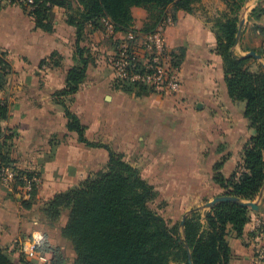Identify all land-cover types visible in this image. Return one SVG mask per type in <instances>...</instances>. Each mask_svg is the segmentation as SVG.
<instances>
[{
  "label": "crops",
  "instance_id": "1",
  "mask_svg": "<svg viewBox=\"0 0 264 264\" xmlns=\"http://www.w3.org/2000/svg\"><path fill=\"white\" fill-rule=\"evenodd\" d=\"M200 2L195 4L193 15L179 12L177 21L165 27L168 48L177 56L184 55L179 94L136 97L115 91L110 35L107 33L106 41H102L99 35H88V29L84 43L90 53L88 78L73 98L64 99L85 127L88 141L123 154L144 180L153 183L159 192L154 205H161L162 211L157 210L166 219L173 218L180 202L186 217L217 198L211 170L215 164H222L220 173L230 178L237 170L246 140L255 134L244 118L245 103L233 102L228 96L222 59L215 51L216 36L207 16L211 14L204 10L206 4L203 9L198 6ZM132 15L133 29L140 32L148 22V13L136 7ZM66 21L65 10L53 9L50 22L55 32L48 34L36 30L34 19L16 5L5 1L0 7V55L5 54L14 67L7 86L0 91V100H7L10 106V116L0 122V131L15 132L18 128L16 158L21 157L24 166H34L33 161L45 164L36 198L38 209L54 194L103 170L108 161L106 151L87 148L75 134H68L65 109L54 96L65 86L76 51V29ZM116 38L125 39V35L119 33ZM248 52L239 55L235 49L239 56ZM54 53L64 57L60 66L56 65L58 58L51 57ZM44 59L47 63L40 67ZM54 136L59 143L55 149L50 146ZM22 194L4 184L0 188V206L9 210L13 202L20 204L30 199ZM254 202L259 211L250 215L244 236L238 238L236 232L228 231L230 264H264L259 259L264 238H257L254 232L256 220L264 222V188ZM202 210L204 218L210 209ZM35 218L32 221L39 226V217ZM202 223L206 225L205 220ZM38 233L42 234L33 230L30 238L20 240V252ZM26 258L44 264L38 258Z\"/></svg>",
  "mask_w": 264,
  "mask_h": 264
},
{
  "label": "trees",
  "instance_id": "2",
  "mask_svg": "<svg viewBox=\"0 0 264 264\" xmlns=\"http://www.w3.org/2000/svg\"><path fill=\"white\" fill-rule=\"evenodd\" d=\"M6 1L32 17L36 30L48 34L55 32L50 22L52 10L60 8L66 11L67 25L76 29V51L72 57L73 65L66 74L65 86L54 96L65 109L68 134H75L79 143L87 148L106 151L108 161L103 170L45 201L37 210L39 226L30 219L35 211L39 188L34 186L28 201L13 202L9 210L0 206V264H39L37 259L28 260L19 248V241L30 238L36 229L44 235V242L37 253L47 259L46 264H230L228 231L236 232L238 238L244 236L253 212L250 208L222 202L212 207L204 218L200 209L185 217L183 202H180L176 204L173 218L166 219L153 208L159 198L153 183L144 180L139 170L125 161L123 154L104 144L88 141L85 127L64 100L73 98L88 78L90 53L84 46L88 29V35H99L102 41H106L105 21L109 22L114 34L108 43L118 55L119 46L127 41L129 34H138L136 40L139 41L141 35L155 33L169 18L177 21L179 12L193 15L194 6L200 0H32L29 7L15 0ZM222 1L228 13L214 20L215 51L222 59L228 96L233 102L245 103L244 118L255 134L246 140L237 170L230 178L226 179L220 173L222 164H215L211 173L219 193L217 197L254 202L264 188V68L253 57L239 56L234 50L241 11L250 0ZM262 5L252 11L251 20L260 22L264 18ZM136 7L148 13V22L140 32L133 29L132 9ZM119 33L125 35V39L116 38ZM243 34L244 31L241 42ZM129 44L132 46L134 42ZM254 51L261 56L259 51ZM171 56L173 66L180 73L184 55L172 53ZM51 57L58 58L57 66L64 60L58 53ZM45 63L47 60H42L40 67ZM13 68L6 55L1 54L0 91L7 86ZM113 88L136 97L156 94L147 86L115 78ZM9 116L7 100H0V122L7 121ZM18 135V128L15 132L10 129L0 131V188L4 186L2 171L14 170L17 177L10 185L14 193L24 191L26 182L23 178L31 181L37 177L41 180L45 172L44 163L33 161L34 166H24L21 157L16 158ZM52 139L50 146L55 149L59 143L56 136Z\"/></svg>",
  "mask_w": 264,
  "mask_h": 264
},
{
  "label": "built area",
  "instance_id": "3",
  "mask_svg": "<svg viewBox=\"0 0 264 264\" xmlns=\"http://www.w3.org/2000/svg\"><path fill=\"white\" fill-rule=\"evenodd\" d=\"M24 6H31L32 0H15ZM169 18L155 33L141 35V40L137 41L138 34H129L127 41L119 46V54H114L112 67L113 76L116 80L141 84L152 88L156 94H167L175 96L181 92V77L178 69L173 66L172 52L166 45L164 32L166 24L170 23ZM107 33L111 36L114 34L113 26L105 21ZM140 36V35H139ZM134 42L132 46L129 42ZM139 68V69H138ZM143 70V72H141ZM2 182L11 185L17 173L11 169H4L1 174ZM26 182L25 190L27 193L32 192L34 186H40V179L35 177L31 181L23 178ZM254 232L257 238H264V222L261 219L256 220ZM44 242V235L38 233L28 242L27 246L23 245L21 252L29 259L38 258L46 264L47 259L38 256L37 249ZM259 259L264 260V247L259 251Z\"/></svg>",
  "mask_w": 264,
  "mask_h": 264
},
{
  "label": "rangeland",
  "instance_id": "4",
  "mask_svg": "<svg viewBox=\"0 0 264 264\" xmlns=\"http://www.w3.org/2000/svg\"><path fill=\"white\" fill-rule=\"evenodd\" d=\"M5 1L6 0H0V7H1L2 3ZM204 5H205L204 10H207V12L211 14V15H207V16L210 17V21H211L210 23H211L212 27L214 25V20H216L217 18H221L223 15L228 13V8L222 0H207L206 2H204V0H201V2L199 3L198 6H200V8L203 9ZM259 5H262L264 7V2L259 3L258 0H250L249 2L246 3L244 8L242 9L241 20H243V19L245 20V24H244V28H243L244 43L242 44V42H241L238 46H236L235 49H237V53L239 55L241 54V52L245 53V52L249 51L250 49L251 50L252 49L258 50L263 57L261 62L264 64V18L260 22H257V21L251 20V17H250L252 11L255 8H258ZM200 11H201V14H203V10H200ZM257 23H259V24L261 23L263 25H258ZM169 50L172 51L170 48H169ZM258 64H260L259 61H258ZM253 70H256V67H253ZM112 73H113V67H112ZM156 96L162 97L160 94H157ZM122 147H125V145H122ZM141 172L144 174L145 171H143V169H142ZM145 174H146V172H145ZM24 194L29 196V193H26V190L23 191L22 195H24ZM18 195H20V194H18ZM25 197H27V196H25ZM29 198H30V196H29ZM205 205L206 204H204V206H203L204 208H205ZM160 206L161 205L156 204L153 207L157 210L160 208ZM204 208H202V209H204ZM35 209H36V211H34V213L30 216V219H34L36 217V215L38 213L37 212L38 205H37V207H35ZM159 210L162 211V209H159ZM35 219H37V218H35ZM19 248H20V241H19Z\"/></svg>",
  "mask_w": 264,
  "mask_h": 264
},
{
  "label": "water",
  "instance_id": "5",
  "mask_svg": "<svg viewBox=\"0 0 264 264\" xmlns=\"http://www.w3.org/2000/svg\"><path fill=\"white\" fill-rule=\"evenodd\" d=\"M259 3L264 2V0H258ZM244 24H245V20H241L239 28H238V33H237V46L240 44L241 42V37H242V32H243V28H244ZM246 57H253L254 59H256L257 61L260 62V64L262 65V67L264 68V64L261 62L262 60V56L258 55L255 51H251L249 52ZM17 200L20 201L21 200V196H17ZM222 202H231V203H235V204H239L243 207H247L250 208L252 211H259V206L257 202H241L238 198H234V197H228V196H223V197H217L214 200H212L211 202L207 203L205 205V208L207 209H211L212 207H214L216 204L218 203H222ZM185 222V217L183 218L182 221V226L184 225ZM191 264V262H190Z\"/></svg>",
  "mask_w": 264,
  "mask_h": 264
}]
</instances>
